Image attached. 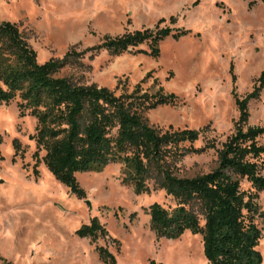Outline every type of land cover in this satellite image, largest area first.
<instances>
[{"label":"rangeland","instance_id":"rangeland-1","mask_svg":"<svg viewBox=\"0 0 264 264\" xmlns=\"http://www.w3.org/2000/svg\"><path fill=\"white\" fill-rule=\"evenodd\" d=\"M0 19L17 23L39 62L66 50L78 53L58 75L116 93L137 82L141 90L173 93V103L144 111L147 121L161 128H202L191 145L216 144L175 160L179 176L217 165V149L239 115L234 93L250 92L264 69V0H0ZM155 24L184 33L160 39L156 55L146 42L120 53L85 50L103 35ZM247 105L248 123L264 125V86ZM34 125L33 115L19 113L16 97L0 104V264H106L96 245L115 264L205 263L199 233L184 229L168 238L150 229L148 205H174L163 189L135 193L121 180L120 163L109 162L75 173L84 191L77 196L44 165L43 149L34 156L29 138ZM258 139L264 142V135ZM241 187L249 183L243 180ZM257 201L262 211L256 217L262 227L257 247L264 263V190ZM92 216L106 230L94 240L76 232Z\"/></svg>","mask_w":264,"mask_h":264},{"label":"trees","instance_id":"trees-1","mask_svg":"<svg viewBox=\"0 0 264 264\" xmlns=\"http://www.w3.org/2000/svg\"><path fill=\"white\" fill-rule=\"evenodd\" d=\"M183 33L184 29L171 31L155 24L103 35L99 44L85 50L102 47L120 53L146 42L148 52L156 55L160 39ZM77 56L66 50L60 57L39 62L17 23L0 19V104L16 97L19 113L35 117L29 134L35 144L34 156L43 149L44 165L77 196H84L77 171H96L109 162H119L121 180L130 183L135 193L161 188L174 201L170 208L157 201L148 205L149 227L155 236L174 238L188 229L200 234L204 264H264L257 247L262 227L256 220L262 213L258 192L264 190V142L258 139L264 135V125L248 123L247 105L264 86V69L250 92L242 97L234 93L239 115L233 131L217 149V165L192 176H179L173 172L175 160L215 147V141L193 146L202 128L150 124L144 111L175 100L173 93H164L161 87L141 90L137 82L129 91L121 88L116 93L105 85L58 75ZM243 180L248 188L241 187ZM105 231L95 216L76 229L79 236L91 240ZM95 250L106 264H115L104 246L96 245Z\"/></svg>","mask_w":264,"mask_h":264}]
</instances>
